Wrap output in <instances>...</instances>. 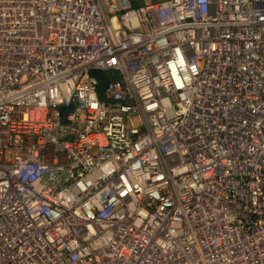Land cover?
Masks as SVG:
<instances>
[{
    "label": "built area",
    "instance_id": "built-area-1",
    "mask_svg": "<svg viewBox=\"0 0 264 264\" xmlns=\"http://www.w3.org/2000/svg\"><path fill=\"white\" fill-rule=\"evenodd\" d=\"M253 10L264 21V0H9L0 264H209L205 171L238 181L217 203V264H264Z\"/></svg>",
    "mask_w": 264,
    "mask_h": 264
},
{
    "label": "bare ground",
    "instance_id": "bare-ground-1",
    "mask_svg": "<svg viewBox=\"0 0 264 264\" xmlns=\"http://www.w3.org/2000/svg\"><path fill=\"white\" fill-rule=\"evenodd\" d=\"M8 2L9 0H0V12H1V9L2 8H6L8 7ZM254 12L255 10H253L252 12V17L254 19V22H255V27H258V31L260 32V34L262 35L263 37V40H264V21L261 20H257L255 15H254ZM4 20H7L8 18V14H7V11H4ZM242 22V21H241ZM12 33V27L11 26H7V25H4V24H0V38L2 37L4 39V41H7L5 40V38L10 35ZM247 44L249 46H252V41H248ZM255 46V43L253 44ZM208 50L210 52H212V49L210 47H208ZM216 50H217V43H216ZM215 51V50H214ZM12 80L9 79V84L11 85L12 84ZM177 87L179 85H181V82L180 81H177ZM2 87V84L0 83V88ZM259 121V120H258ZM263 131H264V125L261 127V132L263 134ZM248 136H258V135H250V133L248 134ZM244 137H247V136H242V138ZM262 139V136H258ZM214 149L217 148V144H214ZM259 147V146H257ZM264 150L261 149L260 151H257V152H254L255 153V157L254 158H250L248 160V162L252 163V168L254 166H256L261 160H263L264 158ZM243 167L240 169V166ZM244 165H246V162L243 161L242 158L239 159L238 162H236L235 166H233V170L235 169H240V173H243L245 171V167ZM214 174L210 172L208 173L207 171L204 172V177L206 178V181L203 180L202 183H206V185L208 183H210L211 185L209 186L210 187V191H207V188H205V195H206V198L209 199V204L208 206L206 205L204 207V215L208 214V217H206V221L205 222V225H206V228L203 226V232L206 231L207 232V235L210 236V239L208 240V242H210V246H209V249L211 250L209 254H207L208 256V259H209V264H217V218L219 217L217 215V203H220V202H223L226 197H225V193L228 195V190L227 188L225 187V185H233L235 186L236 183L238 182L237 180H235L232 176L228 177V179L226 181H223V180H214L213 182H208L209 180H211L213 178ZM156 179V177L154 178ZM225 188V190H224ZM252 188V193L250 194V196H248L249 198H253L256 196L255 192H256V189L251 187ZM238 190H242L244 191L243 188H239ZM245 192V191H244ZM129 193V191L127 193H125V195H127ZM195 208H189V209H185L184 210V215H183V218L184 220H187V221H190V222H195L197 221L198 219L196 218H192L190 213L194 210ZM132 210H134L135 212H138V216L141 218L143 215H144V212L142 210H140V208L138 206L132 208ZM211 214V215H210ZM210 216V217H209ZM207 221H210V223L212 225H208L207 224ZM119 237H121L120 233L118 234ZM184 237H187V235H184ZM183 238V237H182ZM186 240H188V243H184L182 244L181 246L184 248V249H188V248H191L192 244L191 242L189 241V239L185 238ZM234 242H232L233 244V247H234V243H237L239 242L240 240L237 239L236 237L234 238ZM187 242V241H185ZM213 243L215 245H213ZM187 246V247H186ZM148 247V246H147ZM181 247V248H182ZM38 254V253H37Z\"/></svg>",
    "mask_w": 264,
    "mask_h": 264
}]
</instances>
